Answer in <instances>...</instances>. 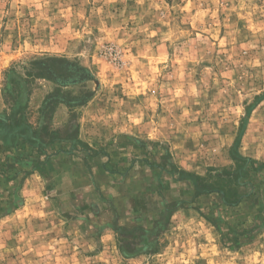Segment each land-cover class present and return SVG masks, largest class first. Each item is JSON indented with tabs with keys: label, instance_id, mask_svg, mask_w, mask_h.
<instances>
[{
	"label": "rangeland",
	"instance_id": "obj_1",
	"mask_svg": "<svg viewBox=\"0 0 264 264\" xmlns=\"http://www.w3.org/2000/svg\"><path fill=\"white\" fill-rule=\"evenodd\" d=\"M48 57L99 85L28 78ZM57 88L94 92L49 121L62 136L76 114L92 150L0 141V264H264V171L237 209L178 174L231 164L240 131L264 164V0H0V114L38 126ZM117 227L154 229L159 252L123 257Z\"/></svg>",
	"mask_w": 264,
	"mask_h": 264
},
{
	"label": "trees",
	"instance_id": "obj_2",
	"mask_svg": "<svg viewBox=\"0 0 264 264\" xmlns=\"http://www.w3.org/2000/svg\"><path fill=\"white\" fill-rule=\"evenodd\" d=\"M32 66L33 68L36 67L38 72L27 74L28 78L33 80H50L59 87L85 85L94 79V74L88 68L60 57L38 59L32 63ZM26 82L27 80L25 81V85L27 84ZM93 96L94 92L88 90L84 97L75 98L57 88L54 93L47 97L44 108L41 110L43 114L41 113L42 118L39 119L40 123L38 126H33L27 122L24 115L17 117L18 112H15L10 117L0 114V141L13 146L19 144L30 145L35 148L37 147L41 152H44L45 148L57 141H75L74 145L78 144L84 150L91 151L92 148L79 139L80 126L77 123L78 117L76 114L72 113L70 115L67 132L62 136L59 135L60 132L52 135L49 134V121L53 117L51 116L52 112L58 104H65L71 109L82 107ZM19 111H21V108ZM242 132L240 131L239 136L230 149L231 164L224 167H209L204 174L179 170L180 181L189 183L194 190L193 200L204 196H217L219 198L217 202L219 206L225 209H237L245 202L252 201L257 196L256 186L258 183H256V179L264 171V164H258L251 158L240 154L238 146ZM174 169H177L176 166ZM247 189L249 190L247 191ZM175 203L178 206L183 203L186 204V202H174L172 205ZM174 210L170 212L167 218L165 229L170 223ZM152 230L154 229L115 228L118 249L122 256L125 258H135L143 254L158 253L160 250L159 241L151 238L152 234L154 235ZM139 231L140 235H135Z\"/></svg>",
	"mask_w": 264,
	"mask_h": 264
},
{
	"label": "crops",
	"instance_id": "obj_3",
	"mask_svg": "<svg viewBox=\"0 0 264 264\" xmlns=\"http://www.w3.org/2000/svg\"><path fill=\"white\" fill-rule=\"evenodd\" d=\"M56 48H58V46H56ZM94 76H95V80H94V82L96 83V84H98L99 85V82H98V78H97V76L95 75V73H94ZM135 126H137V124H135ZM130 127H132V125H130ZM84 126L83 125H81V129H80V137L82 138V139H85L90 145H93L91 142H90V140L92 141V139L93 138H91L90 137V134H89V136H87V132H85L84 131ZM122 128V127H121ZM106 132H105V131ZM104 130L101 132V133H95L97 136L96 137H101V136H106L107 135V129H105L104 128ZM122 131H124V129L122 130ZM109 133V132H108ZM111 133V132H110ZM94 140V139H93ZM95 143V142H94ZM24 210H26V208L24 209ZM23 210V211H24ZM22 211V212H23Z\"/></svg>",
	"mask_w": 264,
	"mask_h": 264
}]
</instances>
